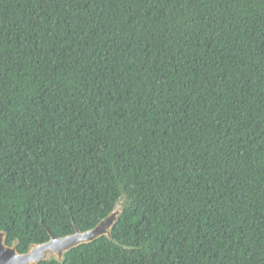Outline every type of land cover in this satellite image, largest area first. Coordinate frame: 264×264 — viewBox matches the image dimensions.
I'll use <instances>...</instances> for the list:
<instances>
[{
  "label": "trees",
  "instance_id": "obj_1",
  "mask_svg": "<svg viewBox=\"0 0 264 264\" xmlns=\"http://www.w3.org/2000/svg\"><path fill=\"white\" fill-rule=\"evenodd\" d=\"M37 264H264V0H0V230Z\"/></svg>",
  "mask_w": 264,
  "mask_h": 264
},
{
  "label": "water",
  "instance_id": "obj_2",
  "mask_svg": "<svg viewBox=\"0 0 264 264\" xmlns=\"http://www.w3.org/2000/svg\"><path fill=\"white\" fill-rule=\"evenodd\" d=\"M122 203L117 202L113 211L103 218L95 227L82 231L76 226V231L72 234L59 237L47 227L50 239L44 243H34L28 251L19 252L15 241L12 245L7 244V232L0 230V264H37L41 261L56 259L64 262L65 255L71 249L84 243L92 242L102 236L115 240L112 230L122 213Z\"/></svg>",
  "mask_w": 264,
  "mask_h": 264
}]
</instances>
